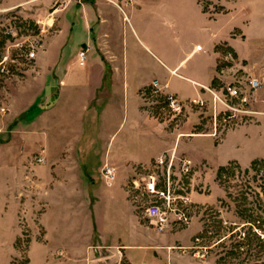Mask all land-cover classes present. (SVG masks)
<instances>
[{
    "label": "rangeland",
    "instance_id": "rangeland-1",
    "mask_svg": "<svg viewBox=\"0 0 264 264\" xmlns=\"http://www.w3.org/2000/svg\"><path fill=\"white\" fill-rule=\"evenodd\" d=\"M212 31L227 39L215 46L218 70L225 79L216 78L210 87L221 91L229 83L237 84L251 96L255 113L234 118L219 115L220 107L202 85L199 87L206 94L185 100L178 96L184 101L178 112L168 105L167 93H156L150 87L142 94L149 112L144 124L152 127L149 135L141 138L146 142L148 159L133 165L119 161L117 147L110 145L111 132L121 125L117 117L115 122L105 123L93 111H86L84 123L68 127L61 123L58 108L44 117L45 109L59 104L63 68L73 61L79 64L82 48L88 49L84 66L98 64L104 74L97 97L83 100L80 105L86 107L89 100L102 110L106 104L117 107L124 99L127 75H120V68L127 71L129 66L143 79L166 76L165 66L160 65V69L151 65L152 54L142 41L156 44L161 56L174 54L181 58L197 44L206 49ZM233 39L237 40L241 59L230 43ZM127 54L131 57L128 65ZM134 57L141 65H136ZM197 59L189 63L191 68ZM253 79L262 84L256 92L249 88ZM45 81L53 87L44 89ZM155 81L159 80L152 83ZM197 98L206 104L193 103ZM15 105L19 116L13 119ZM17 125L37 131L36 137L14 143L32 152L33 162L38 163L36 157L45 151L37 135L46 129H51L52 143L57 148L53 150L55 166L60 165V151L65 153L64 159L79 160L84 200L68 198L59 205L62 217L50 219L52 228L58 224L62 230L60 235L53 229L52 238L66 243L65 250L31 251L30 241L37 227H29L26 219L21 222L23 234L13 249V219L0 218V264H116L110 249L124 243L129 224L133 232L139 228L145 232L149 243L159 241V253H163L158 257L164 263L264 264V237L251 227L246 238L240 240L232 234V227L223 224L224 219L247 222L264 234V176L260 175L264 159L255 160L248 168L236 161L218 166V160L228 155L225 151L229 150V142L239 140L243 133L253 142L247 144L258 140L264 144V0H133L131 7L120 0H0V145L12 146L11 130ZM65 130L72 135L62 138L60 134ZM240 147L244 149L246 144ZM243 149L240 153L244 155ZM110 151L113 153L109 155ZM14 153L0 157V163L14 161ZM166 153L190 158L194 164L191 173L181 174L178 163H174L171 180L177 191L188 192L191 197L196 193L202 197L213 195L216 200L211 203L192 198L185 209L186 222H174L165 233H158L146 215V208L158 199L148 184L155 177L156 189L164 187L168 169L158 166L157 157ZM105 165L117 172L113 184H107L101 176L100 168ZM169 233L174 236L167 241ZM101 255L105 258L97 260ZM120 263L125 264L123 260Z\"/></svg>",
    "mask_w": 264,
    "mask_h": 264
},
{
    "label": "crops",
    "instance_id": "crops-1",
    "mask_svg": "<svg viewBox=\"0 0 264 264\" xmlns=\"http://www.w3.org/2000/svg\"><path fill=\"white\" fill-rule=\"evenodd\" d=\"M120 1L124 2L126 7L127 5L131 7L133 0H130L131 2H129V0ZM116 5L123 10L118 2H116ZM199 6L203 13L200 4ZM226 39L215 36L214 31H212L210 45H208L206 49L203 48V45L202 47L197 44L188 55L181 58L174 54H165L161 56V54L159 55V53H157L156 44L152 43L151 45H146L141 40L153 55L149 57L152 63L151 65L160 69V65L165 66L167 69L166 76H163V79H143L142 76L135 73L133 74L129 66H127V71L126 69L123 70L124 68H120L119 74L124 76L127 75V89L123 90L122 96L124 99L118 102L117 107L106 104V106L102 108L103 112L100 107L91 103L89 100L86 107H81L80 103L83 100L97 97V93L103 86L101 76L104 74V69L102 66H98V64L86 67L80 66L73 61L70 65L63 68L64 73L59 78V104L45 109L44 117L53 109L58 108L61 114V123L65 124L66 127L72 124L78 125L79 123H84V113L86 111H93L97 114L96 116L101 117L102 122L105 123L111 121L115 122V119L118 118L117 120L121 122V125L118 129L114 128L111 132L112 139L110 143L111 147L113 145L117 147L115 148L116 158L121 162L127 163V165L146 163L149 151L147 150L146 142H142L141 138L145 135L148 136V132L152 131V127H147L144 124L146 118L149 116V112L146 103L142 99V94L147 89L149 90L150 87H152L154 91L155 88L152 82L157 79L159 80V84L161 83L160 87L163 88L162 92L174 93L184 100L192 99L199 94L205 93L199 85L210 87L215 84L216 78L224 81L225 78L222 75L223 73L218 70L215 46ZM236 42V39L230 41L232 47H234L241 59V54L238 53ZM200 47L202 48L201 50ZM48 54L51 56V52L45 54V59L49 57ZM197 56L198 59L194 63V68H191L189 63ZM130 58L131 57L127 54V65ZM134 59H136V65H141L137 57H134ZM95 67L96 70H94ZM113 69L115 70V68ZM122 70L123 74H121ZM46 81L44 89L47 90L49 89L48 86L51 84L48 85V81ZM51 87H53V85L50 86V89ZM18 110L16 105L12 106L13 119L18 118L19 115L16 114L19 112ZM9 119H11V117ZM120 129H122L121 132L116 135ZM36 132L37 131L31 130L29 127L17 125L11 130L13 138L12 146L5 144L0 145V157H3L5 154L11 156L9 153L11 151L15 152L13 155L14 161L10 160L6 163H0V218L6 220V218L8 219L11 217L13 219V226L15 228L14 237L11 241L13 249L15 242L23 234L21 222L26 219L29 227H37V230L33 229L32 234L34 236L31 237L29 246L31 251L42 248L49 251L65 250L67 249V246H65L66 243L52 238V236L55 235L52 232L53 229H56V233L60 235L62 230L60 226L58 227V224H56V228H52L50 219L53 217H62V214L58 212L60 203L67 202V200H69L68 198H83L84 179H82L79 173L82 168L76 157L71 158L73 156L71 151L68 153L71 159H64L62 157L64 152L60 151V165L58 166L57 164L55 166L57 160H55L56 158L53 150L56 151L55 149L57 148L53 146L52 143L51 129H46L37 135V137L42 140L45 151L39 154L36 160L42 156L45 159L43 163L33 162L34 155L32 152H29V150L20 145L15 147V140L20 142L21 140L23 141L36 137ZM122 132H125V134ZM63 133H65V136ZM63 133L62 135L60 134L62 138L72 135V132L68 130H65ZM120 134H122V136L119 138ZM243 135L245 136L244 133ZM244 136L239 140L235 138L229 142L230 147H227L229 150L225 151L228 152V155L218 160V166H225L231 161H236L241 167L248 168L255 160L264 159V144L258 140L255 142L256 144L250 145L252 140L249 139L248 141V138ZM248 142L250 143L247 144ZM132 143H135V146H139V148H134ZM244 143L246 144V148L243 149L240 146H243ZM222 145L223 144H221L219 148H221ZM242 149L246 151L244 153L245 157L240 153ZM112 153L110 151L109 155ZM101 168H103V166ZM101 168L100 170H102ZM116 179L117 172L113 183ZM119 183L118 185H120ZM192 198L194 201H208L211 203H214L216 200V198H213V195H205L202 197V195L197 193L193 194ZM74 201H76V199H74ZM131 212V206L129 204L127 206V218L129 219L131 218ZM36 219L38 222L33 221ZM173 236V233H169L166 235L165 240L170 241ZM160 246L157 240L155 244L149 243L148 236L140 228L133 232L129 224L127 227V238H125L123 244H116L110 249L113 252V255L110 257L116 258V261H118L116 264H121L120 262L122 260L125 264H169V262L164 263L161 257H158L160 253H163H159V251H161L159 250ZM104 258L105 257L101 255L97 260Z\"/></svg>",
    "mask_w": 264,
    "mask_h": 264
},
{
    "label": "built area",
    "instance_id": "built-area-1",
    "mask_svg": "<svg viewBox=\"0 0 264 264\" xmlns=\"http://www.w3.org/2000/svg\"><path fill=\"white\" fill-rule=\"evenodd\" d=\"M34 56L35 54L32 53L31 57ZM87 56L88 49L82 48L78 53L79 64L81 66L85 65ZM153 86L156 93H160L163 90L158 81H155ZM261 86L262 84L258 79H253L249 82V88L251 91L256 92ZM202 88L214 97L216 105L220 107L219 115L224 113L226 117L234 118L255 113L251 109V96L245 93L242 88L235 83L227 84L221 91L208 86H202ZM166 95L170 108L181 112L184 106V101L179 99L176 94L168 92ZM192 101L199 106H204L206 104L205 100L202 98H197ZM37 161L39 163H43L44 157H39ZM175 162L178 163V169L181 174H189L193 171L194 164L190 158H176L174 154H162L157 157V164L160 167L168 169V178L165 181L166 183L163 188L156 189L157 180L155 177H152L148 184V187L151 188L152 191L156 192L158 199L146 208V215L157 232H164L172 223H185L188 219L185 209L192 203V197L190 193L177 191L173 186L171 172ZM260 175L262 177L264 176V170L260 171ZM101 176L104 181L110 185L115 180L116 171L111 166L105 165L101 170ZM223 224L226 227H232V234L236 233L237 238L240 240H244L246 238L247 229H250L251 227L258 235L264 237V234L260 232L258 227L247 222L224 219Z\"/></svg>",
    "mask_w": 264,
    "mask_h": 264
}]
</instances>
